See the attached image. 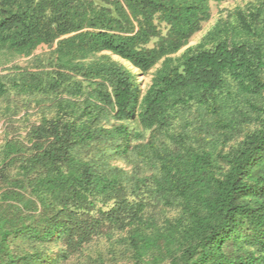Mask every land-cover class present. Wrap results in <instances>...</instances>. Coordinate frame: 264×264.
<instances>
[{"label": "trees", "instance_id": "trees-1", "mask_svg": "<svg viewBox=\"0 0 264 264\" xmlns=\"http://www.w3.org/2000/svg\"><path fill=\"white\" fill-rule=\"evenodd\" d=\"M228 1L0 0V264H264V0L189 45Z\"/></svg>", "mask_w": 264, "mask_h": 264}, {"label": "rangeland", "instance_id": "rangeland-1", "mask_svg": "<svg viewBox=\"0 0 264 264\" xmlns=\"http://www.w3.org/2000/svg\"><path fill=\"white\" fill-rule=\"evenodd\" d=\"M248 0H230L228 2L215 5H211V18L208 22L204 23L201 27V31L195 34L191 40L189 45H194L198 43L201 38L206 34V32L214 25V23L219 19V17L224 14L225 10H231L236 6H242L244 3H246ZM47 52V49L45 47L38 48L33 55H39L42 53ZM31 59V57L28 58H16L12 64L24 66L27 64V62ZM155 71V68L152 69L148 74H140L137 71L133 70V73L137 75V79L139 83L142 85V89H145L151 81L152 75ZM3 101H0V138L6 134V132L10 129V123L6 122V120L3 118ZM21 114L15 117V120H18L20 118ZM14 120V121H15ZM12 123V122H11ZM15 129H20L18 132L22 135H24V127L19 125L18 123H12ZM180 124L176 125V128H179ZM13 127V126H12ZM180 129V128H179ZM179 130H177L178 132ZM107 243L106 239L102 238L101 240L95 241L92 245L86 248V251L84 252L83 256L81 255L80 261H84V263H88L89 261H92L91 258L95 259L94 257L97 256L98 253L102 252L103 258L106 259L105 252L107 249ZM97 258V257H96ZM108 264V263H106ZM112 264V263H109ZM119 264H125L123 262H120Z\"/></svg>", "mask_w": 264, "mask_h": 264}]
</instances>
